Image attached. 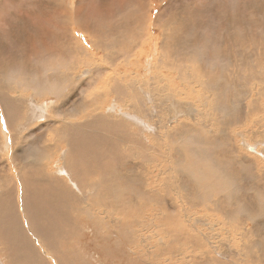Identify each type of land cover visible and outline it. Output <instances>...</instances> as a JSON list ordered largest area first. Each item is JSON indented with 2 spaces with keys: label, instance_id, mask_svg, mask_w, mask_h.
I'll use <instances>...</instances> for the list:
<instances>
[{
  "label": "rangeland",
  "instance_id": "rangeland-1",
  "mask_svg": "<svg viewBox=\"0 0 264 264\" xmlns=\"http://www.w3.org/2000/svg\"><path fill=\"white\" fill-rule=\"evenodd\" d=\"M137 5L141 7L140 11H135V7ZM63 6H65V8L71 12V15L73 14L72 17L68 19L69 21L67 19L65 21L72 28L70 37L68 35L69 30H66L65 32L64 28H60L58 26L60 21L59 16L61 17V15H63H60L59 12L63 11L65 13ZM167 21H173L179 24V27L175 29V31H171L172 33H168V30L166 31V26H168L166 24ZM184 36L187 38L185 41L183 38ZM92 37L95 40H92ZM259 37L261 38L259 39ZM164 38L171 42H167L169 43V46L168 51H166L168 53H170V51L172 52L163 56L166 58V62L164 61V58L161 59V51L165 49V42L163 41ZM175 38L177 40L181 39L183 43V46L181 47L184 49L176 46L181 45L182 43L177 41ZM32 39L35 40L32 42ZM186 41L187 43H185ZM193 41H195V44H199V48L198 45L196 46L194 44H190ZM194 46H196L200 51L199 56L201 58L202 64H205V67L203 66V68L198 66L199 71L198 69L196 71L192 69L195 68L193 66L195 65L193 60L195 56L193 57V53H191L190 50L193 49ZM171 48L174 51H172ZM171 54L174 56L172 57ZM221 57L224 59H221ZM175 59L178 60L177 63L180 61L181 63L176 64ZM169 60L175 64L172 65L173 68L171 67L170 69H167L165 65ZM160 61L161 63H159ZM187 61L189 64L192 62L194 63H192L193 65L191 64V66H189ZM201 61H198L197 64L199 63L200 65ZM185 62H187V64ZM223 62L226 64H223ZM65 63L69 64V67H64ZM247 63L250 64L248 65ZM104 65L105 67L108 66L109 70L105 67H101ZM24 66H29L28 68L36 69V71L41 68H45L40 77H36L39 76V73H36L37 75L32 77L31 80L34 82H42L41 84L46 85L47 87H55V85L59 84V91L62 92L63 95L60 97L55 92L53 93L47 89L34 93V91H32L30 88L24 89L22 87L23 85H26L25 82L23 83V80L20 79L21 82H19V79L12 80V78L15 77L21 78L19 74L21 70L18 69V74H9L8 83L3 85H8L11 88L5 89L4 92L10 99L14 97L18 98L19 103L24 105V111H20L16 115L12 126L9 127L0 105V143H2L0 146L2 147V150L8 149L6 151H2L0 156H3L2 162L3 164L5 163L7 168H9V166H14V162L10 156H12L11 154L15 150L18 155H21L22 159V153L24 152L26 154L31 153V156H34L35 154L37 156L39 154L40 156L46 145L52 146L53 144L54 147L50 149L51 154L49 156H45V158L48 157L50 161L54 162L58 158L61 159L60 155L62 154V150L67 148L66 144L64 143L66 141V136L60 134V132L58 133L61 137L57 136L52 123L56 125L58 122H60V120L65 121L72 119V121L74 120L75 122L78 119H84L85 114L88 116V111H90V108H95L93 106L95 104L90 102L91 94L94 92H102L104 96L101 101H106L103 103V105H100V111L105 112L115 118H121V116L124 115V118L126 119L125 130L129 128L130 132L129 135L127 134V137H125L127 132L125 133L123 142L121 141L119 143L120 145L117 146L118 148L114 153L115 156L121 157L120 166L118 169H121L120 171L122 173L124 172L125 175H127L128 172L131 173L136 171L135 173L139 174L138 176L142 178V180L140 179L141 181H139V190L142 191L141 192L138 190L140 193L136 191V188H134L135 186H133L132 183L127 184L125 180H119L121 183L125 182L123 184H120V182L118 183L120 184L119 186L123 185V187H119L120 190L123 189L122 191H120L118 187L117 190L113 191V188L109 185H106V187L108 186V190H106V187L102 184L101 180L98 184L99 187L93 189V192L91 193L92 195L90 194L92 197L90 195L84 194L85 199H81L80 192H76V196H78L77 200L75 202L74 196V198H72L74 201L72 200L70 204H78V208H83L90 203L91 205H88L87 207H89V209L94 213L95 218L93 217L91 219L90 224L86 223L87 221L85 222V218H82V213L80 214V218L78 214L74 213V209H71L73 207L69 206V212L72 216L71 221L73 220V222L63 226V229L68 230L69 228L72 233L65 231L66 236L58 239V255L54 256L53 260L50 257L48 258L47 256H42L44 262L43 264H264V256L262 257V253H264V236L257 233H255L257 234L255 236L254 233H248L245 231L248 230L250 232L252 220L248 221L249 218H246L244 211H241V217L237 213V215L234 213L235 216H229V214L225 215L223 212L229 211L227 207L231 208L230 211L233 209L236 210V204H232L235 207L230 204L227 206V203L223 201H219L218 204L219 196H217L216 193H220L218 195L223 196L222 193L224 194V192H220V189H216L218 192L215 191V183L211 182L212 179H207L209 175L213 176V174H219L221 172L219 175H221L220 180L222 181L220 182L224 185L226 191L228 192L229 188L233 190L236 189L233 192L234 195L236 196L237 194V196H240L242 194L240 196L242 198L244 195H249L243 199L246 202H251L248 205L249 208L253 207L255 211L259 212V220L256 221L261 222L262 218V221L264 220V113H262L264 111V90H262L264 89V0H0V68L7 71L6 74H4V76H6L9 73V70L15 67L21 69ZM98 66L102 69H100V73L96 74L93 72V67L96 68ZM241 66L243 67L241 68ZM209 67H214L216 72H219L218 74H221L225 77V81L221 79L216 82V98L221 99L226 97L229 102L228 105L225 104L228 108L227 112L230 115L233 114V119L236 121H233L235 124L233 123V126L229 125V128L227 125H222L223 132H225V134L223 132L221 134H216V139L201 127H197V125H194V127H196H192L191 129V126H193L191 123V116L186 115L183 112L187 111L186 109H194V105H191V107L188 108L187 105L183 103L185 100L191 99L187 98L188 96L186 97V95L181 93V85L177 79L179 75V72H177L178 69L179 71L182 70L183 74H185L184 72L186 71L187 73L185 75L189 77L193 76V78L198 79L202 76L205 79L207 73H209ZM54 68L56 70L52 73L51 71ZM189 69H192V71ZM244 69L250 71L247 72ZM167 70L170 71V81L167 76ZM237 70H240L242 74L246 72L247 73L246 75H240L241 72H238ZM63 71L68 73L69 76L68 78L65 77L63 81H55L51 79L47 80V78H45L50 76L52 77L55 74H59ZM195 74L199 76H196ZM234 74H237V78L234 79L240 80L239 83L233 79V77L236 76H234ZM26 75L30 76L28 73H26ZM244 76H247V80L250 79V83L245 80L246 78ZM228 77L229 79L232 77V79L228 80ZM243 78L245 82L243 81ZM251 80L254 81L251 82ZM172 82H174V84H172ZM132 84L135 86L136 92H132ZM157 84L158 86H156ZM115 85L124 87V90L120 94L119 98L117 91H115L113 88ZM175 86H178L177 90H175ZM243 88L248 90L245 91L244 89L242 92L241 89ZM165 89L168 91L166 92ZM253 89L255 90L252 91ZM244 92L246 94L249 93L250 95H245ZM170 93H173V96H171ZM177 93L181 97L178 96ZM211 93V90L208 91V89L206 90L203 88L199 90V93L196 95L201 96V98L204 100H207L209 97H211ZM254 93L256 97H254ZM161 94H164L165 96L163 95V97ZM238 94H244L245 96H238ZM247 97L248 99H252L248 100ZM255 98H257L260 104H263L256 106L259 103L256 104L257 101H255ZM153 100H155L154 104H158L157 102L160 100L165 101V103L160 107H158V105L156 106L161 111L157 110V112L154 110L157 108L152 106ZM62 101L64 102L62 103ZM132 103H134V105H132ZM61 104H63L62 108ZM175 104H177L176 107L181 112L179 111L178 116L173 117L171 125H176L175 127L179 132V130L182 128L179 129L181 125H177H179L178 122H182L183 120V124L185 125L184 128L188 129L190 126V130L188 129V131L183 129V132H179L181 134L184 133L185 138L183 136L179 137L176 131L174 134L175 137H173V135L172 139L170 140L167 139V134L171 132L168 131L170 129H167L168 133L165 134L166 128L162 130L163 128L161 126L156 128L154 125L159 123L158 118L161 117V114L163 115L166 112L167 115V110L169 109L170 111L171 108V110H174ZM249 105H252L254 110L253 107H250ZM69 106L72 107L70 108ZM163 106L166 107L167 110ZM257 108H260L261 111L258 112L259 110ZM62 109H64V112ZM70 109L74 111V113L72 112L74 117H67L64 115L68 114V110ZM98 110L94 109L93 111L97 112ZM115 111H117L118 115H116ZM159 112L162 113L159 114ZM171 115L172 113L169 114V116ZM235 118L237 119L235 120ZM239 118L240 120L238 123ZM213 122L215 124L213 127H211L213 128L211 131L216 130L214 126L217 128L216 121ZM47 123L51 124V126L45 128ZM187 123H190L191 125L188 124L189 126L187 125V127ZM160 124L161 123H159V125ZM184 130L188 131L187 134ZM226 130L229 131L226 132ZM226 133L228 134L226 135ZM217 135L222 137L227 136V138H225L226 140L223 139L224 137L222 138L218 136V138ZM114 136H116V133ZM186 137L188 138V142L185 143L188 144L189 148L193 152L199 150L211 158L212 156H216L213 157V159H215L216 163L219 164L216 165L218 167L217 169L219 170L216 169V166L212 169L211 167L208 168L207 164V166L204 164L205 170L203 176H205L201 182L204 184L206 183V185L208 184V186L205 185L201 190L200 187L198 188L197 186V189L199 190H196L195 192H198L197 197L195 196V199H192L194 196L188 194L196 189V186L193 185L192 188L188 189V193H179L180 191H184L183 189L179 188H176L179 190V192L176 193L170 191L173 190L172 186L174 184H171V186L170 183L166 184L159 181L153 185L152 183H144L145 180L149 181L148 176L150 174L148 172V168L154 163L156 164L158 161H160V164L167 161L166 163L168 165L172 164V168L177 167L176 169L178 170L179 168V172L182 173L181 169L186 163L187 156H185V151L183 152V149H178L177 151L176 148H179L178 146L181 143L180 141L186 140ZM173 138L178 139L179 141L176 142L177 140H175L177 143L176 145H178L177 147H174L176 145H172L176 150H173L174 148L171 149L169 147V149H167L168 145L171 146V144H175L172 141L174 140ZM220 138H222L223 141H220L222 140ZM167 140L171 141L172 143L168 142ZM162 141L165 143L161 144ZM58 143L60 144L59 146ZM123 143H127V146ZM56 146H58V148ZM133 146L138 147L136 148L137 150H133L136 154H139L138 156L129 149V147L131 148ZM233 148H235V150ZM167 150L175 153L171 154L173 155L172 157H174V159L172 158V160H174L172 163L171 157L169 156L170 151L168 152ZM157 152L160 156L156 154ZM228 153L229 155H227ZM167 154L169 155L167 156ZM65 155L74 157L72 158V161H74L77 157L80 158L82 163H79L80 161H78L76 162L77 164L72 162L71 158L67 159L73 163L72 165L75 164L77 168L80 167L79 170L76 168V171L78 170L80 172V170L83 168L82 171L87 178L82 175L83 173H81V175L77 174V180H81V178L88 180V178H90L89 171H92L94 166L97 164L88 158H83L82 153L76 151L75 149L73 150L72 147ZM145 155L146 157H144ZM147 155L149 156L147 157ZM135 156H137V158H135ZM132 158L134 159L132 160ZM148 159H150L152 164L148 163ZM124 160L126 162H124ZM129 164L132 165L129 166ZM132 166H134V168ZM219 167H221L222 170ZM95 168H97V166ZM97 170L98 168L94 171V173H92L93 176L91 175V182L94 178V180H99V175L96 174ZM12 174L13 171L9 170L8 176L3 177V175H0V183L3 184V186L0 187L3 190L4 197L6 199L12 197L10 194V187L8 186L10 184L13 186L15 183L16 178L13 177ZM59 175L62 176L61 174ZM78 175L80 178H78ZM174 175L176 176V174ZM231 177H233L234 185H237L236 187L233 185L232 188V185H225V183L231 179ZM84 179L81 181L85 182ZM164 179L165 178H163V180ZM81 185L82 183L80 185L77 184V186L80 187ZM161 185L164 187V189L161 187ZM226 186H229V188L227 189ZM67 187L68 189H66L68 192H72L73 188L74 191H76V186L74 185H72L73 188L68 185ZM144 187L153 188V192L155 194H153L152 191H149L148 193L150 194H148L145 192ZM207 187H209V189ZM204 188L206 191H210L205 193ZM161 189L163 190L159 191ZM165 189H167V191ZM245 189L246 193H244ZM202 190L204 191L203 194H208V196L212 194L211 196L214 197H209L208 200L205 194V196L202 195ZM236 191H239L240 195ZM209 192H211L210 195ZM121 193H123L122 196ZM95 195L97 196L95 197ZM153 195H155V198H151ZM156 195L158 196L157 199ZM176 195L178 197L180 195L183 203L187 202L185 204L188 207L190 205L191 206L188 208L186 205H182ZM87 196L90 199L87 198ZM99 197L109 198L107 199V204H112L116 207H118L120 202L124 199L123 201L125 202L122 201L120 206L116 208L117 211H119V209L121 210V212H119L123 221L120 220L117 223H111V221L105 222L103 218L98 216L97 211L99 204L98 201L100 199ZM118 197H120V199H117V201L119 200V204L116 203V198ZM165 197L166 199L169 197L170 200H163ZM202 197H205L204 200L200 199ZM110 198L114 199L111 200ZM135 198L138 200L137 203L135 202ZM205 199H207V203L210 201L211 202L209 204L204 203ZM108 200L109 202L111 201V203H109ZM215 201L217 204H215L216 206L213 204ZM259 201L262 202L259 203ZM193 202L197 204H193ZM222 203H224L226 207H223ZM80 204H82V207ZM92 206L95 207V209ZM99 208L103 209L102 207ZM106 209L108 210L107 207ZM189 210L191 215H193V218L197 219L194 220L197 222L200 221L199 223L196 222V227H199L198 229L191 228L190 226L192 223L188 222L186 219V216L189 215ZM193 211H196L194 214L200 217H195V215L192 214ZM261 211L262 215H260ZM185 212L188 215H186ZM113 213L116 215V212ZM198 213H200V215ZM181 214L184 220H186L185 222L181 218ZM255 218L257 219V216H255ZM3 219L4 218H0V220ZM201 219H204V222L207 221V224L201 222ZM93 221L94 223H92ZM171 222L174 223L172 224ZM176 222L177 224L175 225ZM84 225L87 227L84 228ZM174 225L177 229L174 227ZM247 234H250V236H247ZM204 237H209V240ZM30 238L33 239L32 242L35 244V240L38 241L39 237L37 238L36 234H34L33 236L31 235ZM250 242H255L259 246H254L255 248L252 247V249H249L248 253L247 247H250ZM253 243H251V245H253ZM32 247L34 250L36 249L33 244ZM8 253H11L9 249H3L0 251V255L3 257H9L10 254L7 256ZM72 259H76V261Z\"/></svg>",
  "mask_w": 264,
  "mask_h": 264
},
{
  "label": "bare ground",
  "instance_id": "bare-ground-1",
  "mask_svg": "<svg viewBox=\"0 0 264 264\" xmlns=\"http://www.w3.org/2000/svg\"><path fill=\"white\" fill-rule=\"evenodd\" d=\"M63 5V4H62ZM140 9H141V7L139 6V5H137L136 7H135V11H140ZM63 10L65 11V13L63 12V11H60L59 13H60V15L61 14H63V15H61V17L59 16V27L60 28H64L65 30V32H66V30L69 32V37H70V35H71V26L70 25H68V23H66L65 21H66V19L68 20V19H70L71 17H72V15H71V12L69 11V10H67L66 8H65V6H63ZM73 13V12H72ZM69 21V20H68ZM71 21V20H70ZM64 23H66V24H64ZM141 23H143V22H141ZM166 23V22H165ZM172 23H174V24H172ZM180 23V22H179ZM140 24V23H139ZM138 24V25H139ZM168 26H166L167 28H166V31L168 30V33L169 32H171V31H175V29H177L178 27H179V24H177V23H175V22H173V21H171V22H169V21H167V23H166ZM172 24V25H171ZM182 25V24H181ZM143 26V25H142ZM176 26V27H175ZM36 27V26H35ZM226 27V26H225ZM171 29V30H170ZM174 29V30H173ZM142 30V29H141ZM170 30V31H169ZM143 31V30H142ZM64 32V33H65ZM57 33V32H56ZM63 33V34H64ZM172 33V32H171ZM197 33V32H196ZM67 34V33H66ZM29 35V34H28ZM57 35V34H56ZM199 35V34H198ZM18 36V35H17ZM30 36V35H29ZM60 36V35H59ZM93 36V35H92ZM178 36H179V33H178ZM230 36V35H229ZM261 36V35H260ZM250 37V36H249ZM248 37V38H249ZM262 37V36H261ZM261 37H259V39L261 38ZM18 38V37H17ZM68 38V37H67ZM174 38V37H173ZM173 38H172V40H173ZM178 38V37H177ZM180 38V37H179ZM184 38V41L187 39L186 38V36H184L183 37ZM191 38V37H190ZM194 38V37H193ZM176 39V38H175ZM250 39H252V38H250ZM35 39H32V42L34 41ZM59 40H60V38H59ZM92 40H95V39H93V37H92ZM177 40V39H176ZM193 40H195V39H193ZM245 40V39H244ZM246 40H247V38H246ZM27 41V40H26ZM164 42H165V49L163 50V51H161V53H162V55H161V59H163L164 57V55H167V54H170V53H172L171 51H170V53H168L167 51H168V46H169V43H171V42H169L167 39H165L164 38V40H163ZM177 41H180V43H182V41H181V39H179V40H177ZM259 41V40H258ZM263 41V40H262ZM22 42V41H21ZM167 42H169V43H167ZM195 41H193L192 43H190V44H194V45H198V48H199V44H195L194 43ZM176 43V42H175ZM179 43V42H178ZM185 43H187V41L185 42ZM184 43V44H185ZM222 45V44H221ZM176 46H179V47H181V46H183V43L181 44V45H176ZM196 46H194L193 47V49H189L190 50V52L191 53H193V57H194V62H195V65H193L192 63H194V62H192V63H190L189 64V62H188V64H189V66H191V64L196 68H192L193 70H197L198 69V71H199V67L200 68H203V66L205 67V64L203 65L202 64V61H201V58H200V51L198 50V48L196 47ZM216 46V45H215ZM162 47V46H161ZM160 47V48H161ZM190 47V46H189ZM213 47V46H212ZM182 48V47H181ZM218 48V47H217ZM172 49V48H171ZM182 49H184V48H182ZM214 49V48H213ZM167 50V51H166ZM170 50V49H169ZM189 50H187V51H189ZM200 50H201V48H200ZM204 50V49H203ZM215 50V49H214ZM172 51H174L173 49H172ZM184 52V51H183ZM190 52H189V54H190ZM202 53V52H201ZM188 54V55H189ZM172 55V54H171ZM223 55V54H222ZM174 55H172V57H173ZM214 57V56H213ZM177 58V57H176ZM210 58V57H209ZM221 59H224L223 57H221ZM213 60V59H212ZM162 61V60H161ZM161 61L159 62V63H161ZM164 61L166 62L167 60H166V58H164ZM175 61H176V64H179V63H181V61L179 62V63H177V61L178 60H176L175 59ZM198 61H201L200 62V65H199V63L197 64V62ZM241 61V60H240ZM248 61V60H247ZM171 61L169 60L167 63H166V68L167 69H170L171 67H172V65H174L175 63H170ZM187 62H185L186 64H187ZM204 62V61H203ZM245 62H246V60H245ZM245 62H244V64H245ZM249 62V61H248ZM159 63H157V64H159ZM225 62H223V64H224ZM104 64V63H103ZM165 64V63H164ZM226 64V63H225ZM243 64V65H244ZM248 64V63H247ZM250 64V63H249ZM248 64V65H249ZM261 64V63H260ZM239 65H240V63H239ZM157 66V65H156ZM188 66V65H187ZM189 66H188V68H189ZM199 66V67H198ZM29 66H24L23 68H18V67H15V68H13V69H11V70H9V73L6 75V76H4V74H6V70H4V69H1L0 68V105H1V107H2V110H3V112H4V114L3 115H5V119H6V122H7V124H8V126L9 127H11L12 126V123H13V120L15 119V117H16V115L20 112V111H24L23 110V108H24V105L23 104H21V103H19V101H18V98H12V99H10L7 95H6V93L4 92L5 91V89H7V88H11V87H9L8 85H3V84H7L8 83V81H9V74L10 73H14V74H18V71L19 70H21L20 71V77L21 78H19V77H15V78H12V80H16V79H19V82H21L20 81V79L21 80H23V83L25 82V84L26 85H23L22 87L25 89V88H30L32 91H34V93H37V92H39V91H44V89H47L48 91H52L53 93L55 92L58 96H62L63 94H62V92H60L59 91V84H57V85H55V87L54 86H46V85H42L41 83L42 82H39V81H32L31 80V78L32 77H35L38 73H39V76H36V77H40L41 76V73L43 72V70H45V68H41V69H39V70H37L36 71V69H30V68H28ZM64 67H69V64H66L65 63V66ZM101 67H105V65L104 66H101ZM160 67V66H159ZM198 67V68H197ZM243 66H241V68H242ZM249 67V66H248ZM105 68H107L108 70H109V67L107 66V67H105ZM173 68V67H172ZM175 68V67H174ZM178 68V67H177ZM191 68V67H190ZM210 68V70H209V73H207V75H206V78L204 79L202 76L200 77V78H198V79H196V78H193V76L192 77H189V76H187V75H185L187 72L185 71L184 73L185 74H183V71L182 70H180L179 71V69H178V71L177 72H179V75H178V77H177V79L179 80V82H180V87H181V93H183L184 95H186V97L187 98H189V99H191V100H185V102H183V103H185L186 105H187V107L188 108H190L191 107V105H194V109H192V110H190V109H186L187 111H185V112H183L184 114H186V115H190L191 116V120H192V125L193 126H191V129H192V127H194V125H197V127L199 126V127H201L202 129H204L207 133H209L212 137H214L215 139H216V134H221L222 132H223V126L222 125H227V127L230 125H232L233 126V123L234 122H236V121H234V116H233V114L232 115H230L228 112H227V110H228V108H227V105L229 104V102H228V100L226 99V97H223V98H221V99H217L216 98V82L218 81V80H224L225 81V77L223 76V75H221V74H218L219 72L217 71L216 72V70H215V68L214 67H209ZM245 68V67H244ZM19 69V70H18ZM52 69V68H51ZM100 69H102V68H100L99 66L98 67H96V68H94L93 67V72H95L96 74H98V73H100L101 72V70ZM192 69H189V70H191L192 71ZM208 69V68H207ZM247 69V68H246ZM246 69H244L245 71H247ZM250 69V68H249ZM56 69L54 68L51 72L53 73V71H55ZM95 70V71H94ZM159 70V69H158ZM177 70V69H176ZM184 70H187V69H184ZM201 71H203L202 69H200ZM103 71V70H102ZM173 71V70H172ZM238 71V70H237ZM240 71V70H239ZM238 71V72H239ZM248 71H250V70H248ZM247 71V72H248ZM60 72V71H59ZM224 72V71H223ZM241 72V71H240ZM246 72V73H247ZM26 73H28V74H30V76L29 75H26ZM37 73V74H36ZM44 73H45V71H44ZM52 73H51V75H52ZM246 73H244V74H242V72L240 73V75L242 74V75H246ZM3 74V75H2ZM25 76H24V75ZM161 74V73H160ZM168 74V75H167ZM167 76H168V78H169V81H170V71H168L167 70ZM199 74V73H198ZM205 74V73H204ZM223 74V73H222ZM238 74V73H237ZM237 74H234V76L235 77H233V79L234 78H237ZM250 74V73H249ZM2 75V76H1ZM22 75V76H21ZM44 75V74H43ZM48 75V74H47ZM196 75V74H195ZM251 75V74H250ZM253 75V74H252ZM24 76V77H23ZM48 76H50V75H48ZM166 76V77H167ZM196 76H199V75H196ZM233 76V75H232ZM238 76H239V74H238ZM255 76V75H254ZM2 77V78H1ZM65 77L66 78H68L69 76H68V73H65L64 71L63 72H61V73H59V74H55L54 76H50V77H45V78H47V80H49V79H51V80H55V81H63L64 79H65ZM245 77V76H244ZM247 77V76H246ZM245 77V78H246ZM251 77V76H250ZM173 78V77H172ZM203 78V79H202ZM227 78V77H226ZM241 78V77H240ZM239 78V79H240ZM256 78V77H255ZM230 79H232V77L230 78ZM229 79V77H228V80H230ZM159 80H160V78H159ZM177 80V81H178ZM227 80V79H226ZM235 80V79H234ZM241 80H242V78H241ZM245 80H247V78L245 79ZM245 80H244V78H243V81L245 82ZM163 81V80H162ZM169 81H167V82H169ZM176 81V80H175ZM235 81H238L237 83H239V81L240 80H235ZM242 81V82H243ZM254 81V80H253ZM252 80H251V82H253ZM15 82V81H14ZM154 82V81H153ZM231 82V81H230ZM247 82L248 83H250V79L249 80H247ZM133 83V82H132ZM160 83V82H159ZM220 83V82H219ZM264 83V82H263ZM16 84V83H15ZM136 84V83H135ZM156 84V83H155ZM161 84H163V83H161ZM172 84H174V82H172ZM224 84H226V83H224ZM247 84V83H246ZM176 85V84H175ZM233 85V84H232ZM239 85V84H238ZM156 86H158V84L156 85ZM247 86V85H246ZM14 87V86H13ZM131 87H132V92H136V89H135V86L132 84L131 85ZM152 87H154V86H152ZM163 87V86H162ZM176 87V86H175ZM178 87V86H177ZM176 87V89L175 90H177L178 88ZM236 87H237V85H236ZM21 88V87H20ZM114 90L115 91H117V93H118V98H119V96H120V94L123 92V90H124V87H121V86H119V85H115L114 87ZM203 88H205L206 90L208 89V91L209 90H211L212 91V93H211V97H209L207 100H204V99H202L201 98V96H198V95H196L197 93H199V90H201V89H203ZM218 88V87H217ZM239 88V87H238ZM254 88V87H253ZM22 89V88H21ZM170 89V88H169ZM234 89V88H233ZM245 88H243V89H241V91L242 90H244ZM252 89V88H251ZM258 89V88H257ZM155 90V89H154ZM154 90H153V92H154ZM236 90H237V88H236ZM246 90H248V89H245V91ZM255 89H253L252 91H254ZM259 90V89H258ZM258 90H256L257 92H259ZM262 90H264V89H262ZM165 91H166V89H165ZM168 91V90H167ZM166 91V92H167ZM171 91V90H170ZM156 92V91H155ZM172 92H173V90H172ZM207 92V91H206ZM243 92V91H242ZM248 92V91H247ZM250 92V91H249ZM158 93H159V91H158ZM202 93V92H201ZM208 93V92H207ZM229 93V92H228ZM245 93V92H244ZM154 94H157V93H154ZM160 94V93H159ZM171 94V96H173L172 94L173 93H170ZM203 94V93H202ZM201 94V95H202ZM237 94V93H236ZM239 94H241V93H239ZM238 94V96H243V95H239ZM247 94H249V93H247ZM246 93H245V95H247ZM162 95V94H161ZM160 95V96H161ZM164 95V94H163ZM162 95V96H163ZM177 95H178V93H177ZM204 95H205V93H204ZM226 95V94H225ZM229 95V94H228ZM244 95V96H245ZM250 95V94H249ZM254 95V97H256V95H255V93L253 94ZM261 95V94H260ZM68 96V95H67ZM103 96H104V94L102 93V92H94L93 94H91V96H90V102L92 103V104H95V105H93L95 108H90V111H93L94 109L95 110H98L97 112H90V111H88L89 112V114H88V116H87V114H85V118L84 119H78V120H76L75 122H74V120L72 121V119H70V120H65V121H63V120H60V122H58L56 125L54 124V123H52V125H54L53 126V128H54V130L56 131V133H57V136H60L59 135V133L58 132H60V134H63L64 136H66V141L64 142L65 144H66V146H67V148H69V149H67V148H64V150H62V154L60 155V158L61 159H57L55 162L54 161H50L49 159H48V157L47 158H45V156H49L51 153H50V149H52L54 146H53V144H52V146L51 145H46L45 146V148L43 149V152H42V154H40V156H39V154H38V156L35 154L34 156H31V153H22L23 154V156H22V159H21V155H18L17 153H16V150L15 151H13L12 152V156H10L11 157V159H12V161L14 162V166H9V168H7V166L5 165V163L3 164V162H2V159H3V156H0V175L2 176L3 175V177H6V176H8V172H9V170H11V171H13V174H12V176L13 177H15L16 178V180H15V183H14V185L12 186L11 184L10 185H8L9 187H10V194L12 195V197L11 198H9V199H6L5 197H4V192H3V190H2V188L0 187V218H4L3 220H0V244H1V248H0V251L1 250H6V249H9L10 251H11V253H8L7 254V256L10 254V256L9 257H3L2 255H0V264H43L44 262H43V258H42V256H47L48 258L50 257L52 260H53V257L54 256H56V255H58L57 254V252H59V244H58V239L59 238H61V237H65L66 235H65V231H68L69 233L71 232L70 231V229L68 228V230H65V229H63V226H65L66 224L68 225L70 222H73V220L71 221V219H72V216H71V214H70V212H69V206H72L73 208H71V209H74V213L75 214H78L79 216H80V214L83 216L82 218H85L84 220H85V222L86 223H91V219L94 217V213L89 209V207H87L88 205L90 206L91 204L89 203V204H87V206H84L83 208H78L79 206H78V204H74V202H73V204L74 205H72V204H70L71 202H72V198H74V196H75V202H76V200H77V197L78 196H76V192H80V195H81V199H83L84 198V194H86V195H90L92 192H93V189H96V188H98L99 187V183H100V181L102 180V184L106 187V185H109V186H111L113 189V191L114 190H117V187H118V189H119V187H123V185H121V186H119L120 184H123V183H125V182H120L121 180L122 181H126L127 182V184H129V183H132V185L133 186H135L134 188H136V191L137 192H139V191H141V190H139L140 189V187H139V181H141L142 180V178H140V176H138L139 174H137V173H135V172H131V173H127V175H125V173L123 174L119 169H118V167L120 166V159H121V157L120 156H115L114 155V153H115V151H116V149L118 148L117 146H119L120 144V142L122 141L123 142V138H124V135H125V133H126V135H125V137H127V134L129 135L130 134V132H129V128H127V130H125V122H126V119L124 118V115H122L121 116V118L119 117V118H115V117H113V116H111V115H109V114H107V113H105V112H101L100 111V105H103V103L106 101V100H103V101H101L102 100V98H103ZM132 96H133V94H132ZM165 96V95H164ZM163 96V97H164ZM170 96V97H171ZM178 96H180V95H178ZM166 97H168V96H166ZM177 97V96H176ZM181 97V96H180ZM186 97H185V99H186ZM205 97V96H204ZM253 97V96H252ZM262 97V96H261ZM68 98H69V96H68ZM67 98V99H68ZM146 98V97H145ZM241 98V97H240ZM244 98V97H243ZM135 99V98H134ZM150 99H151V97H150ZM157 99V98H156ZM155 99V100H156ZM167 99V98H166ZM233 99V98H232ZM247 99H248V97H247ZM246 99V100H247ZM250 99H252V98H249L248 100H250ZM258 99H259V96H258ZM155 100H153V103H152V106H157L158 105V107H160L161 105H163L164 103H165V101H163V100H160V101H158L157 103L158 104H154V101ZM168 100H169V98H168ZM181 100V99H180ZM245 100V99H244ZM144 101V100H143ZM147 101V100H146ZM152 101V100H151ZM254 101V100H253ZM255 101H257L256 102V104H258V105H256V106H259V105H261V104H263V103H261L260 104V102H258V100H257V98H255ZM259 101H261V100H259ZM64 101H62V103H63ZM234 102V101H233ZM251 102V101H250ZM65 103H66V101H65ZM180 103V102H179ZM249 103V102H248ZM247 103V104H248ZM253 103V102H252ZM251 103V104H252ZM74 104V103H73ZM225 104H227V105H225ZM242 104V103H241ZM79 105V104H78ZM132 105H134V103H132ZM172 105V104H171ZM176 105L177 104H175V109L174 110H171L170 109V111H169V109L167 110L166 109V107H164L168 112H167V115H166V112H165V110H164V112H165V114H161L160 116L162 117H159L158 118V122L159 123H161L160 125H159V123H157L156 125H154L156 128L157 127H162L163 129L162 130H164L165 128H166V132H165V134H167L168 132H167V129H170V130H168V131H171V132H169L168 134H167V139H172V136L175 134V132L177 131V128L175 127L176 125H171L172 124V121H173V117H176V116H178V112L180 111L179 109H177V107H176ZM264 105V104H263ZM62 106H63V104H61V108H62ZM170 106V105H169ZM173 106V105H172ZM250 107L252 106V105H249ZM70 107V106H69ZM68 107V108H69ZM72 107V106H71ZM70 107V108H71ZM145 107V106H144ZM158 107H156L157 109H154V110H158V111H161L160 109H158ZM253 107V106H252ZM262 107V106H261ZM73 109V108H72ZM72 109H70V110H68V114H64L65 116H67V117H74L73 116V114H72V112L74 113V109L72 110ZM184 109V108H183ZM242 109V108H241ZM252 109V108H251ZM258 109V108H257ZM256 109V110H257ZM245 110V109H244ZM253 110H254V107H253ZM252 110V111H253ZM259 110V111H258ZM257 111L258 112H260L261 110H260V108L258 109ZM62 111L64 112V109H62ZM157 111V112H158ZM233 111V110H232ZM116 112V115H118L117 114V111H115ZM153 112V111H152ZM155 112V111H154ZM181 112V111H180ZM69 113H71V114H69ZM160 113H162V112H159V114ZM172 113V115L171 116H169V114H171ZM262 113H264V111L262 112ZM261 113V114H262ZM115 114V113H114ZM242 115V114H241ZM245 116V115H244ZM247 116V115H246ZM130 118V117H129ZM248 118V117H247ZM174 119H176V118H174ZM237 118H235V120H236ZM239 120H240V118L238 119V123H239ZM250 120V119H249ZM177 121V120H176ZM179 121V120H178ZM213 121H216V125H217V128H216V126H214V128L216 129L215 131H211L213 128H211V127H213V125L215 124ZM234 121V122H233ZM252 121V120H251ZM163 123V124H162ZM179 123V125H177V126H180L179 127V129L180 128H182L181 130H179V132L180 131H182L183 129H186V130H188L189 129V125H191L190 123H187L186 124V126L188 127V129L187 128H184L185 127V125L183 124L184 123V121L182 120V122L180 121V122H178ZM255 123V122H254ZM235 124V123H234ZM246 124V123H245ZM48 126H51V124H46L45 125V128H47ZM229 126V127H230ZM196 127V126H195ZM194 127V128H195ZM226 127V128H227ZM228 127V128H229ZM227 128V129H228ZM249 128V127H248ZM53 130V131H54ZM190 130V129H189ZM188 130V131H189ZM185 131V130H184ZM188 131H185V133L187 134V132ZM225 131V130H224ZM227 131H229V130H226V132ZM156 132V131H155ZM178 131L176 132L177 134H178V136L180 137V136H183L184 138H185V135H184V133H179ZM183 132V131H182ZM115 133H116V136H114L115 135ZM154 133V132H153ZM224 134H225V132H223ZM157 134V133H156ZM155 134V135H156ZM224 134H222V135H224ZM228 133H226V135H227ZM63 136V137H64ZM162 136V135H161ZM177 136V137H178ZM186 136H188V135H186ZM218 136H220V135H217V137ZM244 136V135H243ZM61 137V136H60ZM151 137H153V136H151ZM164 137V136H163ZM173 137H175V135L173 136ZM183 137H181V138H183ZM220 137H222V136H220ZM224 137V136H223ZM222 137V138H223ZM58 138V137H57ZM65 138V137H64ZM116 138V139H115ZM128 138H130V137H128ZM166 138V137H165ZM219 138V137H218ZM222 138H220V139H222ZM225 138H227V136H225L223 139H225ZM241 138V137H240ZM131 139V138H130ZM162 139H164V138H162ZM174 140H172L173 141V143H175V144H171V146H167V149H169V148H171V149H173L174 147H177L178 145H176L177 143L176 142H179L178 141V139H175V138H173ZM223 139L222 140H220V141H223ZM135 140V139H134ZM175 140H177L176 142H175ZM184 140V139H183ZM226 140V139H225ZM224 140V141H225ZM130 141V140H129ZM132 141H133V139H132ZM165 141H166V139H165ZM168 141V140H167ZM218 141V140H217ZM216 141V142H217ZM240 141V140H239ZM168 142H170V143H172L171 141H168ZM167 142V143H168ZM181 143L179 144V148H176L177 149V151H178V149L180 150H182L183 149V152L185 151V156H187V159H186V163H185V165L183 166V168L181 169L182 170V173L181 172H179V168H178V170L176 169V168H172V164H167L166 162H162L161 164H160V161H158V162H156V164L154 163L152 166H150L149 168H148V172H149V181L148 180H145L144 181V183L145 182H147L148 184H150V183H152V185L155 183L156 184V182H164V183H166V184H169L170 183V185L172 184H174L175 185V187H174V185L172 186V189L174 190H170V191H172V192H179V190L178 189H176V188H179V189H183L184 191H180L179 193H181V192H186V193H188V189L189 188H192V185L193 186H196V189L193 191V192H191V193H188V194H191V196H194V197H192V199L194 198L195 199V196L197 197V194H198V192L197 193H195L196 192V190H199V189H197V186H198V188L200 187V190L201 189H203V187L206 185V183L204 184V183H202L201 181H202V179L204 178V176H203V173H204V164H205V166H207L208 165V168H215V166L216 165H219V164H217L216 163V160L215 159H213V157H216V156H212V158L211 157H209L208 155H205L203 152H201V151H192L190 148H189V146H188V144L187 143H185V142H188V138L186 137V140H184V141H180ZM243 142V141H242ZM161 143V142H160ZM159 143V144H160ZM163 143H165V142H163L162 141V143L161 144H163ZM49 144V143H48ZM124 144V143H123ZM122 144V145H123ZM126 144V146H127V143H125ZM124 144V145H125ZM133 144H134V142H133ZM160 144V145H161ZM169 144V143H168ZM232 144V143H231ZM245 144V143H244ZM0 145H2V143H0ZM57 145V144H56ZM60 144L58 143V146H59ZM128 145H130V144H128ZM135 145V144H134ZM155 145V144H154ZM160 145H158V146H160ZM172 145H176V146H172ZM234 145H236V144H234ZM58 146H56L57 148H58ZM150 146V145H149ZM242 146V145H241ZM73 148V150L75 149L76 151H79L80 153H82V155H83V158H88V159H90V160H92L94 163H96L97 165V168H98V170L96 171L97 173L96 174H98L97 176L99 177V180H92V182H91V177L93 176V174L92 173H94V171L97 169V168H95L96 166H94V169L92 170V171H89V176H90V178H88V180H86V179H84V178H81V180L83 181V179L85 180V182H82L81 180H77V174H80L81 175V173H83V168H82V170H80V172L78 171L79 170V168H77V166L74 164V165H72L73 163H71L70 162V160H68L69 158H71V161H72V158H74V157H72V156H66L65 154L70 150V148ZM147 147V146H146ZM162 147V146H161ZM169 147V148H168ZM231 147V146H230ZM234 147V146H233ZM123 148H124V146H123ZM127 148V147H126ZM136 148H138L137 146H133V147H129V149L132 151V152H134L133 150H137ZM160 148V147H159ZM163 148V147H162ZM37 149V148H36ZM41 149V148H40ZM47 149V150H46ZM122 149V148H121ZM125 149V148H124ZM148 149V148H147ZM151 149V148H150ZM161 149V148H160ZM164 149V148H163ZM170 149V150H171ZM175 148L173 149V150H176ZM197 149V148H196ZM234 150H235V148H233ZM6 150H8V149H6ZM6 150H2V147L0 146V155H1V153H2V151H6ZM45 150H46V152H45ZM170 150H167L168 152L170 151ZM194 150V149H193ZM238 150V149H237ZM54 151V150H53ZM52 151V152H53ZM155 151V150H154ZM166 151V152H167ZM172 151V150H171ZM169 152L170 153V155L169 154H167V156L169 155L170 157H171V163H172V161L174 162V160H172V158L174 159V157H172L173 155H171V154H175L174 152L172 153V152ZM177 151H175V152H177ZM72 152V151H71ZM142 152H144V151H142ZM161 152V151H160ZM159 152V153H160ZM165 152V151H164ZM183 152H181V153H183ZM238 152V151H237ZM41 153V152H40ZM73 153V152H72ZM145 153V152H144ZM146 153H148V152H146ZM227 153V152H226ZM241 153V152H240ZM117 154V153H116ZM126 154V153H125ZM124 154V155H125ZM134 154H136L135 152H134ZM157 155H158V152L156 153ZM156 154H155V156H156ZM184 154V153H183ZM210 154H212V153H210ZM219 154V153H218ZM242 154V153H241ZM70 155V154H69ZM123 155V154H122ZM121 155V156H122ZM130 155V154H129ZM137 156L139 155L138 153L136 154ZM151 155H153V154H151ZM227 155H229V153L227 154ZM232 155V154H231ZM243 155V154H242ZM127 156V155H126ZM134 156V155H133ZM132 156V157H133ZM137 156H135V158H137ZM149 155H147V157H148ZM158 156H160V155H158ZM165 156V155H164ZM163 156V157H164ZM220 156V155H219ZM246 156V155H245ZM120 157V158H119ZM144 157H146V155L144 156ZM179 157V156H178ZM227 157H229V156H227ZM234 157V156H233ZM239 157V156H238ZM45 158V159H44ZM68 158V159H67ZM123 158V157H122ZM139 158V157H138ZM142 158V157H141ZM165 158H166V156H165ZM167 158H169V157H167ZM218 158V157H217ZM229 158H231V157H229ZM47 159V160H46ZM125 159V158H124ZM127 159V158H126ZM129 159V158H128ZM134 158H132V160H133ZM182 159H183V157H182ZM221 159H223V158H221ZM225 159H228V158H225ZM237 159H239V158H237ZM15 160H16V162H15ZM22 160V161H21ZM74 160V159H73ZM86 160V159H85ZM131 160V161H132ZM143 160V159H142ZM165 160V159H164ZM179 160H181V159H179ZM224 160V159H223ZM78 161H80V158L79 157H77V158H75V160L74 161H72V162H74V163H76V162H78ZM103 163V165H102V163ZM221 161V160H220ZM231 161H232V159H231ZM123 162V161H122ZM124 162H126L125 160H124ZM128 162V161H127ZM145 162V161H144ZM176 162V161H175ZM230 162V161H229ZM79 163H82L81 161L79 162ZM133 163H134V161H133ZM148 163L149 164H152V162H150V159H148ZM223 163V162H222ZM234 163V162H233ZM77 164V163H76ZM178 164V163H177ZM207 164V165H206ZM228 164V163H227ZM231 164V163H230ZM247 164H248V162H247ZM79 165V164H78ZM130 165H132V164H129V166ZM135 165V164H134ZM236 165V164H235ZM234 165V166H235ZM177 166V165H176ZM82 167V166H81ZM133 168H134V166H132ZM225 167V166H224ZM228 167V166H227ZM76 168L78 169L77 171H76ZM91 168V167H90ZM124 168V167H123ZM132 168V169H133ZM218 167L216 166V169H217ZM219 168H221V167H219ZM228 168H230V167H228ZM235 168V167H234ZM14 169V170H13ZM127 169V168H126ZM125 170V169H124ZM208 170V169H207ZM211 170V169H210ZM217 170H219V169H217ZM221 170H222V168H221ZM224 170V169H223ZM231 170V169H230ZM133 171V170H132ZM214 171H215V169H214ZM213 171V172H214ZM220 172V171H219ZM218 172V173H219ZM222 172H224V171H222ZM228 172V171H227ZM140 173V172H139ZM179 173H180V175H179ZM230 173V172H229ZM59 174H61L62 176H60ZM130 174V175H129ZM174 174H176V176L174 175ZM219 174H221V172L219 173ZM219 174H213V176H210L209 175V177L207 178L208 180H211V182L212 183H215L214 184V188H215V191H217L216 189H220L219 191L220 192H224V194L222 193V195L223 196H220V195H218V194H220V193H216L217 194V196H219L218 197V204H219V201H223V202H225V203H227L226 205L228 206V204H230V205H232L233 203L234 204H236L235 206H236V210H232V211H230V207H227L228 209H229V211H226V212H223L225 215L227 214H229V216L231 215V216H235V214L237 213V214H239V216L241 217V215H240V213H241V211H244V215L246 216V218H249V220L248 221H250V220H252V226H251V229L249 228V227H247V228H249L250 229V232L248 231V230H245V231H247L248 233H257V234H261V235H263L264 236V220L262 221V219H261V217H260V219H261V222H259V221H256V220H259V212H257V211H255V209H253V207H251V208H249V204L251 203V202H246L243 198H245V197H247V196H249V195H247V196H245L244 195V197L242 198V197H240L241 195L239 194L240 192L238 191H236L240 196H237V194H236V196L234 195V191L236 190V189H230L229 188V186L230 185H232V188H233V185H234V179H233V177H231V179H226V180H228L226 183H225V185L227 184V185H229L228 187H227V189L229 188V190H228V192L226 191V189L224 188V185L220 182V181H222V180H220V176L221 175H219ZM84 177H86V175L83 173L82 174ZM92 175V176H91ZM234 175V174H233ZM95 176V175H94ZM179 176V177H178ZM82 177V176H81ZM179 178V179H177V178ZM78 178H80L79 177V175H78ZM87 178V177H86ZM163 178H165L164 180H163ZM11 179V178H10ZM141 179V180H140ZM147 179V178H146ZM206 179V178H205ZM118 180V181H117ZM120 180V181H119ZM217 180V181H216ZM5 181H6V178H5ZM68 181H69V183H68ZM236 181V180H235ZM240 181V180H239ZM264 181V180H263ZM9 182V181H8ZM11 182V181H10ZM120 182V184H118ZM138 182V183H137ZM237 182V181H236ZM82 183V185H81V187L80 186H77V184H81ZM84 183V184H83ZM164 183H162V184H164ZM71 184V185H70ZM146 184V183H145ZM147 184V185H148ZM241 184V183H240ZM67 185L68 186H71L72 187V185H74V186H76V191H74V188H73V191L72 192H68V187H67ZM0 186H3V184L2 183H0ZM143 186V185H142ZM149 186V185H148ZM151 186V185H150ZM206 186H208V184L206 185ZM235 187L237 186V185H234ZM70 187V188H71ZM80 187V188H79ZM108 187V186H107ZM106 187V190H108V188ZM161 187H162V185H161ZM202 187V188H201ZM234 187V188H235ZM67 188V189H66ZM163 189H164V187H162ZM208 189H209V187H207ZM159 189V188H158ZM157 189V190H158ZM163 189H161V190H159V191H162ZM70 190H72V189H70ZM120 190V189H119ZM123 190V189H122ZM122 190H120V191H122ZM139 190V191H138ZM143 190V189H142ZM144 190H145V192H153V188H151V187H144ZM143 190V191H144ZM166 191H167V189H165ZM204 190H205V188H204ZM242 190V189H241ZM112 191V192H113ZM189 191H191V190H189ZM207 191H210V190H207ZM206 190H205V193L207 192ZM248 191H249V189H248ZM96 192V191H95ZM105 192V191H104ZM142 192V191H141ZM171 192V193H172ZM200 192V191H199ZM203 190H202V195L203 196H205L204 194H203ZM218 192V191H217ZM98 193V192H97ZM114 193V192H113ZM140 193V192H139ZM138 193V194H139ZM178 193V194H179ZM201 193V192H200ZM244 193H246V189H245V191H244ZM119 194V193H118ZM148 194H150V193H148ZM153 194H155L154 192H153ZM166 194V193H165ZM169 194V193H168ZM172 194H174V193H172ZM196 194V195H195ZM211 194V192H209V195ZM256 194V193H255ZM262 194V193H261ZM38 195H40V196H38ZM85 195V196H86ZM92 195V194H91ZM90 195V196H91ZM123 195V193H121V196ZM162 195V194H161ZM167 195V194H166ZM183 195V194H182ZM187 195V194H186ZM200 195V194H199ZM198 195V196H199ZM212 195V194H211ZM208 196V194L206 195V197H207V199L209 200V197H214V196ZM94 196V195H93ZM97 195H95V197H96ZM103 196V195H102ZM109 196V195H108ZM112 196V195H111ZM116 196V195H115ZM120 196V195H119ZM151 196H152V193H151ZM155 195H153V197H151V198H155L154 197ZM157 196V195H156ZM169 196V195H168ZM170 196H171V194H170ZM169 196V197H170ZM184 196V195H183ZM15 197V198H14ZM92 197V196H91ZM113 197V196H112ZM111 197V198H112ZM164 197V196H163ZM162 197V198H163ZM168 197V199L170 200V198ZM176 197L178 198V200H179V202L180 203H182V205H186L185 203H187V202H184L183 203V201H182V198H181V196L179 195V197L176 195ZM200 197H201V195H200ZM13 198H14V203H13ZM87 198H89L88 196H87ZM86 198V199H87ZM94 198V197H93ZM100 198V197H99ZM110 198V199H111ZM158 198V196L156 197V199ZM161 198V199H162ZM186 198V197H185ZM184 198V199H185ZM205 198V197H204ZM204 198L202 197V198H200L201 200H204ZM250 198V197H249ZM78 199H80V198H78ZM85 199V198H84ZM90 199V198H89ZM107 199H109V198H107V197H102V198H100L99 199V204H98V211H97V214H98V216H100L101 218H103V220L105 221V222H107V221H111V223H117L118 221H120V220H122V218H121V216H120V212H121V210L119 209V211H117L116 210V208H118L119 206H120V204H121V202L124 200H120L121 202H120V204H119V200L117 201V199H120V197H118V198H116V203H118L119 205H118V207H116L115 205H112V204H110V205H108L107 204ZM114 199V198H113ZM113 199H111V200H113ZM155 199V200H156ZM168 199H166V197H165V199H163V200H165V201H167ZM173 199H175V198H173ZM183 199V200H184ZM197 199V198H196ZM207 199H205V202L204 201H202V202H204V203H207ZM214 199V198H213ZM216 199V198H215ZM263 199V198H262ZM73 200V201H74ZM134 200V199H133ZM198 200V199H197ZM248 200V199H247ZM257 200H259V199H257ZM87 201V200H86ZM129 201V200H128ZM177 201V200H176ZM196 201V200H195ZM217 201V200H216ZM216 201H215V203L213 202V204L215 205L216 204ZM249 201V200H248ZM92 202V201H91ZM108 202H109V200H108ZM113 202V201H112ZM115 202V201H114ZM123 202H125V201H123ZM135 202L137 203L138 202V200H137V198H135ZM192 202V201H191ZM211 202V201H210ZM209 202V203H210ZM262 201H259V203H261ZM87 203H88V201H87ZM109 203H111V201L109 202ZM132 203V202H131ZM136 203H134V204H136ZM195 202H193V204H194ZM197 203H198V201H197ZM197 203H195V204H197ZM209 203H207V204H209ZM221 203V202H220ZM255 203H257V202H255ZM263 203H264V201H263ZM262 203V204H263ZM115 204V203H114ZM165 204H166V202H165ZM168 204V203H167ZM199 204H200V202H199ZM223 204V207H226L225 205H224V203H222ZM252 204H254V203H252ZM75 205H77V206H75ZM82 204H80V206H81ZM117 205V204H116ZM179 205V204H178ZM217 205V204H216ZM215 205V206H216ZM122 206V205H121ZM125 206H127V205H125ZM180 206H181V204H180ZM179 206V207H180ZM187 206V205H186ZM185 206V207H186ZM191 206V205H190ZM189 206V207H190ZM193 206H195V205H193ZM198 206V205H197ZM232 206H234V205H232ZM234 206V207H235ZM75 207V208H74ZM82 207V206H81ZM93 207V206H92ZM99 207H102L103 209H100ZM106 207L108 208V210L106 209ZM182 207V206H181ZM188 207V206H187ZM186 207V208H187ZM188 207V208H189ZM214 207V206H213ZM94 209H95V207H93ZM138 208V207H137ZM209 208V207H208ZM220 208V207H219ZM221 208H222V206H221ZM100 209V210H99ZM112 209V210H111ZM184 210H186L185 208H183ZM259 209H260V207H259ZM263 209V208H262ZM166 210V209H165ZM216 210V209H215ZM214 210V211H215ZM222 211V210H221ZM113 212H116L115 214L116 215H114V213ZM162 212V211H161ZM188 212V211H187ZM194 212H196V211H193L192 212V214H194ZM186 213V212H185ZM184 213V214H185ZM235 213V214H234ZM84 214V215H83ZM189 214V215H188ZM188 214L186 213V215H188V216H186L187 218V220H188V222H190V223H192V225L190 226L191 228H195V229H198L197 227H196V222L197 221H195L194 219H196V218H193V215H191V213H190V210H189V212H188ZM199 215H200V213H198ZM236 214V215H237ZM264 214V213H263ZM78 215H76V216H78ZM123 215V214H122ZM195 215V214H194ZM243 215V216H244ZM260 215H262V211H261V214ZM181 216H182V214H181ZM216 216V215H215ZM239 216H237L238 218H240ZM242 216V217H243ZM255 216H257V219L255 218ZM264 216V215H263ZM123 217V216H122ZM152 217V216H151ZM184 217H185V215H184ZM195 217H197V218H199L200 216H196L195 215ZM237 217H235V218H237ZM80 218H81V216H80ZM95 218V217H94ZM175 218V217H174ZM177 218V217H176ZM183 220H184V218H183V216L181 217ZM202 218V217H201ZM206 218V217H205ZM237 218V219H238ZM100 219V218H99ZM230 219V218H229ZM244 219V218H243ZM20 220H22L23 221V223H22V221H20ZM154 220V219H153ZM197 220V219H196ZM202 221L201 222H203V223H206V222H204L203 220L204 219H201ZM206 220V219H205ZM241 220V219H240ZM246 220V219H245ZM96 221V220H95ZM123 221V220H122ZM134 221V220H133ZM176 221V220H175ZM178 221V220H177ZM186 220H184V222H185ZM218 221V220H217ZM216 221V222H217ZM237 221V220H236ZM244 221V220H243ZM247 221V222H248ZM82 222H83V220H82ZM150 222V221H149ZM154 222V221H153ZM200 222V221H199ZM199 222H197V223H199ZM213 222V221H212ZM221 222V221H220ZM92 223H94V221L92 222ZM172 223V222H171ZM174 223V222H173ZM172 223V224H173ZM182 223V222H181ZM189 223V224H190ZM251 223V222H250ZM177 224V222L175 223V225ZM179 224V223H178ZM207 224V223H206ZM247 224V223H246ZM92 225H94V224H92ZM156 225V224H155ZM175 225H174V227H175ZM194 225V226H193ZM171 226V225H170ZM184 226H185V224H184ZM210 226V225H209ZM228 226V225H227ZM69 227V226H68ZM85 227H87V226H85L84 225V228ZM186 227V226H185ZM184 227V228H185ZM226 227V226H225ZM170 228H173V227H170ZM176 228V227H175ZM244 228V227H243ZM87 229V228H86ZM128 229V228H127ZM126 229V230H127ZM177 229V228H176ZM182 229V228H181ZM187 229V228H186ZM226 229V228H225ZM172 230V229H171ZM193 230V229H192ZM229 230V229H228ZM129 231H130V229H129ZM146 231V230H145ZM173 231H174V229H173ZM176 231V230H175ZM206 231V230H205ZM126 232H128V231H126ZM169 232V231H168ZM239 232V231H238ZM32 233H34V234H36V237L38 238V241L37 240H35L36 241V243L34 244L33 242H32V238H30L31 237V235L33 236L34 234H32ZM68 233V234H69ZM72 233V232H71ZM170 233V232H169ZM172 233V232H171ZM174 233V232H173ZM179 233V232H178ZM177 233V234H178ZM202 233H204V232H202ZM126 234H128V233H126ZM136 234V233H135ZM144 234V233H143ZM146 234V233H145ZM190 234H191V232H190ZM230 234V233H229ZM244 234V233H243ZM257 234H255V236L257 235ZM192 235V234H191ZM201 235V234H200ZM207 235V234H206ZM205 235V236H206ZM235 235V234H234ZM165 236V235H164ZM167 236V235H166ZM204 236V235H203ZM241 236V235H240ZM247 236H250V234L248 235L247 234ZM260 236V235H259ZM207 237V236H206ZM206 237H204V238H206ZM224 237V236H223ZM234 237V236H233ZM253 237V236H252ZM262 237V236H261ZM261 237H259V238H261ZM132 238V237H131ZM204 238H202V239H204ZM211 238V237H210ZM222 238V237H221ZM230 238V237H229ZM246 238V237H245ZM248 238V237H247ZM206 239H208L209 240V237L208 238H206ZM205 239V240H206ZM220 239V238H219ZM241 239V238H240ZM253 239V238H252ZM41 242H40V241ZM207 240V241H208ZM221 240V239H220ZM261 240H263V239H261ZM60 241V240H59ZM226 241H227V238H226ZM232 241V240H231ZM235 241V240H234ZM246 241V240H245ZM225 242V241H224ZM247 242V241H246ZM249 242V241H248ZM256 242H258V241H256ZM62 243V242H61ZM206 243V242H205ZM251 243H253V242H250L249 243V246L250 247H247V249H248V253H249V249H252V247H254V246H259V245H257V243H253V245H251ZM32 244H33V246L36 248L35 250H34V248L32 247ZM230 244V243H229ZM246 244V243H245ZM208 245V244H207ZM206 245V246H207ZM220 245V244H219ZM67 246V245H66ZM212 246V245H211ZM210 246V247H211ZM240 246H242V245H240ZM77 247V246H76ZM213 247V246H212ZM243 248V247H242ZM255 248V247H254ZM69 249H72V248H69ZM66 250L68 251V249L66 248ZM66 250H65V253H66ZM262 250V249H261ZM229 251V250H228ZM5 252H7V251H5ZM218 252V251H217ZM239 252V251H238ZM237 252V253H238ZM244 252V251H243ZM69 253V252H68ZM231 253V252H230ZM2 254H4V253H2ZM69 255V254H68ZM222 256V255H221ZM249 256V255H248ZM264 256V253H262V257ZM257 257V256H256ZM219 258V257H218ZM245 258H247V257H245ZM264 258V257H263ZM4 259H5V261H4ZM55 260V259H54ZM68 260H71V259H68ZM72 260H75L76 261V259H72ZM49 261H51V260H49ZM57 261V260H56ZM218 261V260H217ZM69 262V261H68ZM219 262V261H218ZM239 262H241V261H239ZM74 263V262H73ZM50 264V263H49ZM245 264V263H244Z\"/></svg>",
  "mask_w": 264,
  "mask_h": 264
}]
</instances>
